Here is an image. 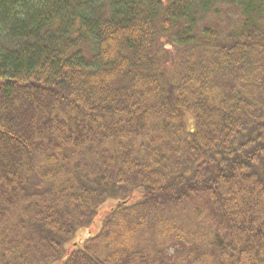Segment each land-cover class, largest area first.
<instances>
[{"label":"trees","instance_id":"trees-1","mask_svg":"<svg viewBox=\"0 0 264 264\" xmlns=\"http://www.w3.org/2000/svg\"><path fill=\"white\" fill-rule=\"evenodd\" d=\"M5 2L0 264H264V0Z\"/></svg>","mask_w":264,"mask_h":264},{"label":"rangeland","instance_id":"rangeland-1","mask_svg":"<svg viewBox=\"0 0 264 264\" xmlns=\"http://www.w3.org/2000/svg\"><path fill=\"white\" fill-rule=\"evenodd\" d=\"M6 0H0V4L2 5ZM9 2H11V0H8ZM6 3V2H5ZM2 27L1 23H0V28ZM164 46L167 50L173 51V47L168 43V42H164ZM187 116L192 117L190 114H187ZM188 118V120H189ZM189 123L192 124L189 120ZM189 127L192 128V125H190ZM115 201L114 200H108L100 209L99 211V215L97 217V219H95L94 224L91 227H86L84 229H81L80 231L77 232L75 239L73 240V242L70 244L71 247L74 248H78L80 247V245L82 243H80V241H82V239L84 238L85 235L88 234V232L92 235L97 234L102 226V217L104 216V214L106 212H108V210L112 209L113 206L115 205ZM84 240H86V238H84ZM177 249V246H173V248H171L172 252H175ZM54 264H59L58 262H55ZM61 264V263H60Z\"/></svg>","mask_w":264,"mask_h":264},{"label":"water","instance_id":"water-1","mask_svg":"<svg viewBox=\"0 0 264 264\" xmlns=\"http://www.w3.org/2000/svg\"><path fill=\"white\" fill-rule=\"evenodd\" d=\"M91 236H92V234H90V233L88 232V234L85 235L84 238L88 239V238H90ZM84 238L82 239V241H80V243H83V242L85 241Z\"/></svg>","mask_w":264,"mask_h":264}]
</instances>
